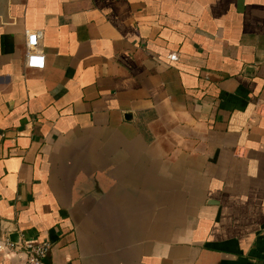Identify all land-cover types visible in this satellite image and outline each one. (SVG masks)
Wrapping results in <instances>:
<instances>
[{
  "label": "crops",
  "instance_id": "crops-1",
  "mask_svg": "<svg viewBox=\"0 0 264 264\" xmlns=\"http://www.w3.org/2000/svg\"><path fill=\"white\" fill-rule=\"evenodd\" d=\"M24 238L46 264H264V0H0V264Z\"/></svg>",
  "mask_w": 264,
  "mask_h": 264
},
{
  "label": "built area",
  "instance_id": "built-area-1",
  "mask_svg": "<svg viewBox=\"0 0 264 264\" xmlns=\"http://www.w3.org/2000/svg\"><path fill=\"white\" fill-rule=\"evenodd\" d=\"M25 59L24 64L27 68H42L44 65V54L41 48L40 40L42 31L25 30ZM170 59H175V54H171ZM8 245H11L8 243ZM24 254L22 264H46L45 256L49 252L51 245L45 240H35L30 238L22 239L15 247Z\"/></svg>",
  "mask_w": 264,
  "mask_h": 264
}]
</instances>
